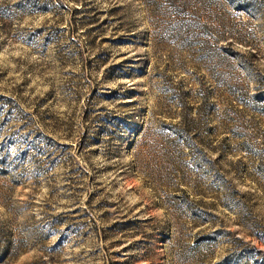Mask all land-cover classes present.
Wrapping results in <instances>:
<instances>
[{
  "label": "rangeland",
  "instance_id": "1",
  "mask_svg": "<svg viewBox=\"0 0 264 264\" xmlns=\"http://www.w3.org/2000/svg\"><path fill=\"white\" fill-rule=\"evenodd\" d=\"M0 264H264V0H0Z\"/></svg>",
  "mask_w": 264,
  "mask_h": 264
}]
</instances>
